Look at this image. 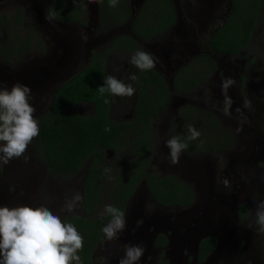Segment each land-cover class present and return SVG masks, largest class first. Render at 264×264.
Returning <instances> with one entry per match:
<instances>
[{"label": "trees", "instance_id": "16d2710c", "mask_svg": "<svg viewBox=\"0 0 264 264\" xmlns=\"http://www.w3.org/2000/svg\"><path fill=\"white\" fill-rule=\"evenodd\" d=\"M185 1L195 4V0ZM261 4L262 0H230L226 20L205 36L208 51L216 55L243 57L248 61L246 54L252 32L258 27ZM26 11L27 6L20 4L13 12L0 14V61H19L22 56L25 58L31 54L33 48H39L40 52L44 50L43 42L37 37V29L30 26L32 21H28ZM49 13H55L54 20L58 23H77L89 28L84 0H54L47 10ZM216 13L217 7H214L212 14ZM96 14L98 29L94 34H106L129 21L128 0H119L116 7H110L109 0H97ZM175 20L172 0H145L130 27V33L136 40L129 35H121L106 47L96 45L91 50L87 66L64 82L50 102L41 97L47 102V107L36 117L39 135L28 147L35 159L44 165L47 174L61 180L80 179V188H76L79 193L81 191L80 200L75 202L80 213L58 215L63 222L73 224L83 236V249L78 253L80 264L92 263V256L105 238L102 229L111 216L104 214V209L100 214V206L112 205L125 213L143 181L157 206L183 208L195 200L192 188L178 175L149 170L156 158L154 124L173 95H188L208 79L215 68L212 56L201 48L200 53L174 74L172 89L155 68L147 71L137 69L136 80H142V85L136 82L134 116L126 121L109 116L114 96L107 91L104 94L99 92L105 78L112 75L111 61L125 57V52L134 54L141 51L137 42L162 43L165 32L170 30ZM201 35L197 33L199 43ZM38 97L32 95L30 102L33 104ZM83 102L92 105V112L81 114L70 109L75 103ZM174 113L170 134L188 144L183 153H215L231 146L230 132L212 112L184 102ZM189 127L201 135L188 140ZM108 156L110 159L106 160ZM87 160L86 172L81 175L79 173ZM166 241V236L159 234L155 246H164ZM214 245L215 239L211 237L201 241L200 262ZM163 256L161 252L158 264H166Z\"/></svg>", "mask_w": 264, "mask_h": 264}, {"label": "flooded vegetation", "instance_id": "af4514ba", "mask_svg": "<svg viewBox=\"0 0 264 264\" xmlns=\"http://www.w3.org/2000/svg\"><path fill=\"white\" fill-rule=\"evenodd\" d=\"M40 1L45 2L43 3V9H36L37 13L33 10H31V13H28L26 11V15L29 14L34 21H38L40 24V29H38L37 31L42 35L43 39L41 38V41L43 42L44 50L40 52L39 48H34L40 54L39 58L35 57L33 60L27 62H24L22 60L18 62L14 61V59L12 60L13 62L10 63L0 61V81L3 82L4 87H7L9 89L13 84L17 83L15 81L16 78L14 77L15 74L22 73L23 75H25L26 70L28 71L29 69L27 68L29 63L39 64L41 66L48 65V67L53 66L50 68L52 69V72L56 74V76H54L52 79H49V81L46 82L45 85L41 87V89H34L33 87L27 85L31 89L33 96H39L37 99V103H33V106L36 108L35 117L41 115L44 112L43 111L39 113L37 110V107H41L38 104L40 103V98L45 97L47 98L48 102H50L57 89L64 82L70 80L74 75H76L84 67L87 66L91 58V50L89 48L91 46L93 47L101 44L103 40L106 39L94 38V36L82 33V30L85 31L87 29L85 25L79 26L77 23L62 24L56 22L54 19H46V16L48 15L47 10L53 2L48 5V3H46V0ZM135 1L137 0H131L128 2V5L130 7V16L132 9L136 13V15L139 10V8L137 9L134 5L136 3ZM207 1L208 0H195V4L193 5L190 1H185L184 4L182 3L184 14H182L180 11V19L176 18V20L181 21V24H178L175 20L174 24L172 25V27L175 24H178L182 27L185 26L188 29L187 32L191 30L190 36L189 34L187 35V39L189 37L191 40L190 42L195 46L201 45V42L199 43V41L196 39L197 33H202L203 29L202 34L207 36L209 33H211V31H213L216 27L223 23L228 15V10H226V8L230 5L229 0H215L216 3H214V7H217V13L219 15L212 14V11L214 9V7H212L211 12L207 14L209 15V20L206 21L208 19L207 16L206 19L203 20L204 16H201L202 14L200 15L199 10L204 4L207 6ZM26 2V0H21L20 4L26 5ZM173 6L174 8L176 7L179 10L177 5L173 4ZM94 22H97L96 16L95 19H93V23ZM208 22H210V28L208 31H206ZM69 26L73 28L71 29L69 28ZM124 26L125 25L109 31L107 35L112 34V36L108 39L113 40L115 37H119L121 35H129L131 36V38H133L131 34L126 32ZM168 32L169 31L165 32L164 34L165 39L162 41V48L153 49L149 47L150 49H147L148 47L146 48V46H149L147 45V43L144 44L136 41L137 44L141 45L140 48L142 51L151 53L153 57L156 58V61L159 60L164 64V66H166L165 60L167 61V63H169V60L173 61L174 58H176L174 54H171V56L169 55L167 58L163 57L166 53L164 50L166 49L165 42L168 40ZM204 44H206V40H204ZM201 48L204 51L203 46H200V49ZM69 49L71 50V53ZM200 52L201 50L198 53ZM207 53L212 56L215 62V68L212 71L211 75L208 77V79L200 83V85L196 86V90L194 92H191L185 96L173 95L170 99L169 104L166 106L161 115L165 114L169 110L170 106L175 100L180 103L188 102L197 107H201L207 111L212 112L224 128H226V124L235 125V130L237 132L241 130V132L243 131L246 134V141L245 143H243V150L238 148L243 145L240 143V146H238L236 150H234L230 154L225 155L222 158L223 160H225L226 166H222L217 171L219 179L227 180L228 184L226 185L225 183H219L216 186L214 183L212 188L209 189L210 191H212L211 197L206 193H202L200 191V194H202V199L199 201V204L196 205L198 206L199 213H196L194 216L177 214L175 217V221L171 222L173 226L166 225L167 221L161 222L165 226L160 225V232L153 222L152 224L148 223V219L153 218L154 220L159 221L158 218L152 216L148 219H144L141 212H139L135 216V220L131 222L129 230L125 229L122 232H119L117 239L114 238L112 240H108L105 237L102 243L99 244V246H102V250H104L106 246L105 249L107 250V252L111 249L115 250L114 253L108 252L105 254H103V251L101 250V252L99 253L100 255H102L101 264H120L121 259H123L125 256L126 249L130 246H138L143 249V254L137 264H158V259L161 252L164 255L162 259L166 260V264H171L168 258L167 251L169 249L167 244L168 236L172 233V231L176 232L178 235L186 233L190 230H195L198 227V229L194 231V233H196L195 235H198V232L201 231H203L202 234H207L204 235V237L200 240V243L202 240L211 237L215 239L216 245L217 238L212 235V230L213 228H215V230H218V228L221 226V224L219 223V216L222 210H224L232 200H236V197L238 199V201L235 202V206L238 212V234L234 237L233 245H231V247L228 249L229 252L226 251L227 253H225L224 258L229 260V264H256L255 259H251L250 254L252 244L251 239L253 235V237H256V239L258 240V245L256 247L259 250L258 257L261 258L262 262L257 264H264V239L261 238L259 240L257 238L258 236H256V230L257 228H260L256 219L258 204L264 202L263 197H260L263 195V193L261 192V187L264 185V0H262L260 13L258 16V27L254 32H252V35L250 37L249 50L246 54V58L248 61H246L243 57L216 55L211 54L210 52ZM197 54H195L194 56H196ZM132 55V53L125 52V57L117 58L116 60H114L110 68L112 73L111 76L122 80L126 84H131L134 88V94L130 97L114 96V101L111 103L109 109V116L115 120L126 121L134 116V107L136 101L135 86L136 82H139V84L142 85V80L133 81L129 78L130 74L135 75L137 70V68L129 62ZM62 57H68L69 61L65 65L59 66L58 60ZM22 59H24V56ZM186 63L187 62L181 64L180 67ZM156 65L157 62L155 64V67L157 68ZM260 65L263 67V72L252 73L251 79L248 77V80H246L245 74H249L253 69H256L257 66ZM256 71L257 70H255L254 72ZM226 79H231L234 82L230 87L227 88L226 94L231 98L232 101L227 113L225 112V95L222 91V84ZM78 106H80L79 108L81 109H73V107ZM83 106L87 107V110H90V112H92V105L85 102L75 103L74 105L70 106V109L81 114H86V112L88 111H81ZM46 107L47 105L45 104L43 108H45L46 110ZM166 126L169 128V131H167L169 139L171 138L170 132L172 131L170 116L169 122L164 125L165 130ZM226 129L230 132L232 139H234L233 132L228 128ZM156 144L157 143L154 138V147L156 146ZM232 145L233 140L231 146L228 147V149L218 152L217 159L220 154L224 155V152H228L232 148ZM164 151L166 152H164L160 156L162 158L168 159L169 164V160L171 159L170 150L166 146V149ZM210 154L211 153L189 155L182 152L179 157V159H181L179 164L180 173L177 174L174 172H168V174H174L178 176L184 175L180 177L184 181L187 180L186 177H188L189 179L191 175L197 177L198 180H205L206 175L215 173L214 169L211 168V166L209 167L206 161L197 160L194 162L193 159L201 157L206 158ZM154 157H157L156 150L154 153ZM109 159L108 157L106 158V160ZM248 162H250V164ZM88 163L89 160L85 162L83 170L79 174H85ZM235 164H241L244 166L240 167V169H235ZM155 165L156 163L153 164V167ZM153 167L149 170L153 171ZM247 177H249L253 183L251 186L243 184ZM193 179L194 178H192V180ZM235 183L240 186L239 189L234 188ZM256 184H258V186H256ZM228 185H231V187ZM140 188L147 193L149 198L155 204L154 199L146 191V187L144 188L142 184L139 187L138 191H136V193H139V191L141 190ZM192 190L194 193V199H196V197H198L197 193L195 192V189ZM255 202L257 203V205H255ZM28 204H30V202H28ZM192 204L183 208L191 207ZM128 207L129 206H127L125 210V218L127 215ZM157 207L164 208L160 206ZM206 227L209 229H207ZM242 230H244V232ZM159 234H164L167 241L164 246L156 247L155 240ZM149 236H151V238L148 241ZM215 245L213 249L206 255V257H210L215 249ZM244 250L246 252H244ZM184 251L185 256L183 257L186 260V264H203L204 260L206 259L205 258L202 262L198 260L199 247L196 258L194 253H190L191 251ZM186 253L190 255V258ZM95 256V254L92 256L91 264H96L95 261H97V259H95ZM212 257L213 256H211L210 259H214V257ZM220 259V257H217V259L214 260L219 264Z\"/></svg>", "mask_w": 264, "mask_h": 264}, {"label": "clouds", "instance_id": "9594fccd", "mask_svg": "<svg viewBox=\"0 0 264 264\" xmlns=\"http://www.w3.org/2000/svg\"><path fill=\"white\" fill-rule=\"evenodd\" d=\"M118 2L109 0V5L116 7ZM54 18L55 13L46 16L49 20ZM129 62L140 71L157 69L156 58L145 51L135 52ZM129 78L136 80L134 74H130ZM233 83L231 79H226L222 84L226 113L232 103L226 94L227 88ZM106 91L120 97L134 94L131 84L111 75L105 78L104 86L99 87L101 94ZM31 99L32 92L28 86L17 82L9 89L0 81V164L24 156L28 145L39 135L36 108L30 102ZM188 131V140H195L201 135L193 127H189ZM165 144L170 150L171 163H179V157L188 144L175 136L166 140ZM224 183L227 185L228 181ZM79 200L80 196L76 195L73 201L66 204L67 210L72 211ZM104 214L111 216V220L102 231L108 240H112L125 228V213L112 205H106ZM256 219L264 230V202L258 204ZM83 243V236L76 227L63 222L47 207L0 206V264H80L78 253L83 249ZM142 254L141 247L130 246L120 264H137Z\"/></svg>", "mask_w": 264, "mask_h": 264}, {"label": "rangeland", "instance_id": "374dc122", "mask_svg": "<svg viewBox=\"0 0 264 264\" xmlns=\"http://www.w3.org/2000/svg\"><path fill=\"white\" fill-rule=\"evenodd\" d=\"M26 1H27L26 6L28 7V10H27L28 13H31V10H33L34 12L37 13L36 9L39 10V8L43 7V3H45V2H41L40 0H26ZM129 1H131V0H128V2ZM20 2H21V0H0V14L13 12L17 7L20 6ZM47 2H48V0H46V3ZM88 3L89 2L87 1V4ZM182 3L184 4L185 0H176V5L178 6L179 11H181V13L184 14ZM214 3H216L215 0L210 1L211 8L214 7ZM44 7H45V5H44ZM87 7H86V10H87L86 16H87V22L89 24V28H87L88 30L87 29L85 30V33L89 34L91 36H94V38H101V39L106 38L103 40V42L101 44H99L97 46H101L100 48L108 46V44L112 41V40H109L108 38H110L112 36V34H109V35H107V33L106 34L99 33L98 35L94 34L96 32V30L98 29L96 27V26H98V23L97 22L93 23V20H91V18L95 19L94 9L92 8L93 6L88 5ZM132 7H133V5H132ZM205 7L207 8L208 6H206L204 4L201 7V9H203ZM226 10L230 11V8L227 7ZM202 14L204 16L203 20L206 19V16L207 17L209 16L207 14L204 15L205 13H202ZM216 14H218V13H216ZM95 15L97 16V14H95ZM200 15H201V12H200ZM88 16H89V18H88ZM26 17H27L28 21L29 20L32 21V22H30V26H34L37 30L40 29V24L38 21L31 20L33 18L29 14H27ZM208 20H209V17L206 21H208ZM26 24H27V22H26ZM93 24H94V26H93ZM209 25H210V22L207 23L206 31L209 30V28H210ZM69 28L72 29L73 27L69 26ZM202 33H203V29H202ZM40 35H41L40 32H38L37 37H38V39L42 40L43 39L42 35L41 36ZM105 35H106V37H105ZM196 39H198V38L196 37ZM204 40H205V35L202 34L200 42L203 44ZM158 42H161V39L158 40ZM148 45L149 46H146V48L148 47L147 49L162 48V43H156V44L150 43ZM140 46L141 45H138L139 48H140ZM93 47H96V46H93ZM93 47H92V49H93ZM58 51H59V49H58ZM39 55L40 54L36 51V49H34L33 52H31V54H29L24 59H22L23 56L21 58H19V61L20 60H22L24 62L31 61L35 57L39 58ZM110 63H111V65H110V68H111L113 63H112V61ZM165 63H166V66H164L163 63H161L159 60H157V65H156L157 69L160 70L161 72H165L167 69H169L173 66V63L170 60H169V63H167V61L165 60ZM255 70H257V71L254 72ZM262 70H263V67L261 65L257 66V68L253 69L249 74L248 73L245 74L246 80H248V77L251 79L252 73H262L263 72ZM37 101H35V102L37 103ZM39 102L40 103H38V104L41 107H37V110L39 113H41L45 110V108H43V107L45 104L47 105V102L44 101L42 98H40ZM182 103H184V102L180 103L177 100L173 101V104L170 106L169 110L165 114L159 116L155 120L154 138H155L156 143H157L155 146L156 155L159 153H160V155H162L164 152H166L164 150L166 149L165 142H166V140H168V132L167 131H169V128L166 126V130H165L164 125L167 122H169V116L172 118L175 115V113H174L175 110L177 109L178 105H181ZM79 107L80 106L73 107V109H77ZM79 109H81V108H79ZM85 110L88 111V112H86V114H88L90 112V110H87V107L83 106L81 111H85ZM118 117H122V116H118ZM226 128L230 129L234 134L233 145H232V148L228 152H224V155L220 154L218 159H217L218 152L211 153L206 158H204V157L195 158V159L192 158L194 162L197 160L198 161H206V163L209 165V167L211 166V168H213L214 172H215V173L206 175L205 176L206 179L205 180L202 179V181L198 180L197 177H195L194 175L190 176V178H189L190 180L188 179V177L185 176L187 179V180L185 179L187 181V182L186 181L185 182L187 184H189L192 189H195V192L197 193V196H198V197H196L192 206L188 207V208H182V209H179V208H158L152 202V200L149 198L147 193L145 191H143V189L140 188L141 190L139 191V193H136V195L131 200V203L128 205L129 207L127 209V215L125 218L126 225H125L124 230L125 229L129 230L131 222L133 220H135V216L139 212H141V214L143 215V218H150L152 216H155L156 218L159 219V221H164V222L167 221L166 225H170V226H173L171 224V222L175 221V217L177 214H185V215L194 216L196 213H199L198 206H196V205L199 204V201L202 199L201 198L202 194H200V191L202 193H206L208 196L211 197L212 191H210L209 189L212 188L213 184L215 183L216 186L219 183L224 184L225 180L219 179V177L217 175V171L222 166H226L225 160H223L222 158L225 155L230 154L231 152L236 150L237 147L240 146V143L243 144L246 141L245 140L246 134L243 131L241 132V130H239L237 132L235 130V125L226 124ZM243 147H244V144L238 148L243 150ZM221 155H223V156H221ZM109 158L110 157L108 156V159ZM165 160H166V162H165ZM180 161H181V159H179V163L172 164L171 159H170L169 164H168V159H165V158H162L161 156H158V157H156V160H155L156 165L153 167L152 170L155 172L158 171L160 174H165V173L168 174V172H174V173L179 174L180 173L179 172ZM248 163L250 164V162H248ZM235 165H236L235 169H240V167L244 166L241 164H235ZM1 168H2V170L0 172V206H5V205L9 206V207H15L17 205H29L31 207L44 206V207L49 208L56 215H60L61 213L64 214L67 212L80 213V210L77 207V205L74 206L72 211H68L66 208V204L68 202L73 201V198L76 195L80 194L79 189L76 190V188H80V183H79L80 179L75 177L73 179L61 180V179H58L54 176L47 174V172L44 168V165L41 162H39L37 159H35V156H34L31 148L28 147L24 156H22L18 159H12L7 164H1ZM181 176H184V175H181ZM181 176H179V177H181ZM192 178H194V179L192 180ZM243 184H247V185L251 186L253 183L250 180V178L247 177ZM53 185H55L56 187H54ZM228 186L231 187V185H228ZM256 186H258V184H256ZM239 187L240 186L237 185V183H235L234 188L239 189ZM261 192L263 193V195L260 197H263V200H264V185L261 187ZM28 202H30V204H28ZM77 202H79V201H77ZM255 205H257L256 202H255ZM100 207L101 208H100L99 213L102 211V209H104L103 205H101ZM247 227H248V225H247ZM181 231H183V230H181ZM242 231L244 232V230H242ZM256 236H258L257 238L259 240L261 238L264 239V230H262L261 228H257ZM116 239H117V237H116ZM248 241H250V240H248ZM251 243H252L251 249H250L251 259H255L256 264L262 263L261 258L258 257L259 250L256 247L258 245V240L256 239V237H253V235H252ZM105 248H106V246H105ZM105 248H104V250H102L103 249L102 246H99V248H97L96 252L94 253L96 255L95 259H97V261H98V263H97V261H95L96 264L102 263L101 262L102 255L99 254L101 252V250L103 251V254L108 253V252H111V253L115 252L114 249L108 250V252H107V250ZM188 257L190 258V255H188Z\"/></svg>", "mask_w": 264, "mask_h": 264}, {"label": "water", "instance_id": "95a60500", "mask_svg": "<svg viewBox=\"0 0 264 264\" xmlns=\"http://www.w3.org/2000/svg\"><path fill=\"white\" fill-rule=\"evenodd\" d=\"M87 1L89 2L87 4ZM84 0L85 6L87 7L88 5L93 6L92 8L94 9V17L96 16V1L97 0ZM145 0H137L135 1L136 3L134 4L135 7L138 9L142 6ZM210 1H207V8H200V12L209 14L211 12V5ZM53 0H48V5L51 4ZM173 4L176 5V0H172ZM230 3V0H229ZM212 4V3H211ZM88 8V7H87ZM204 10V11H203ZM175 12H176V18L180 19V11L175 7ZM136 13L132 9L131 11V16L129 21L125 24L124 29L126 30L127 33H130V27H131V22L135 18ZM203 16V14H202ZM94 19V18H93ZM91 18V20H93ZM178 24H181V21L176 20ZM178 24H175L168 32V40L165 42V47L166 49L164 50L166 53L164 54V58H167L169 55L174 54L176 58L172 61L173 66L169 69H167L165 72H161L158 70L161 74H163L164 79L166 80L168 86L170 89H172V82H173V77L174 73L180 68V65L187 62L190 58H192L195 54H197L201 49L200 46H195L193 45L190 41V38L187 35L189 34L190 36V31L187 32V27L185 26H180ZM187 32V34H186ZM132 35V34H131ZM133 36V35H132ZM145 44V43H144ZM148 45V44H147ZM204 51L209 52L207 49V45H203ZM90 50L92 49V46L89 48ZM70 53L71 50L69 49ZM179 56V58H178ZM69 58L68 57H62L58 60V65L62 66L68 63ZM53 67V66H50ZM47 66H41L39 64H28V71L26 70L25 75L22 73H17L15 74V81L19 82L24 85H28L30 87H33L34 89H41L43 85H45L46 82L49 81V79H52L56 74L52 72V69ZM142 186L145 188V182H142ZM142 188V187H141ZM146 191L149 193V191L146 189ZM238 201L237 197L236 200H232L231 203L224 209L222 210L220 216H219V223L221 226L218 228V230H215L213 228L212 230V235L217 238L215 249L210 255L214 257V259H217V257H220L219 264H229V260L225 259V253L228 251V249L233 245L234 237L238 234V229H237V222H238V212L235 206V202ZM146 219V218H144ZM148 219V218H147ZM152 222L157 226V229L159 232L161 231L160 225L165 226L161 222L164 221H157L154 220L153 218L148 219V223ZM204 228V227H203ZM207 228V227H206ZM198 227L195 230H190L186 233L178 234L174 231L168 236V258L171 264H186V260L183 256H185V251H191L190 253L196 254L198 252V247L200 240L204 237V235L207 234H202L203 231L198 232V235H195L194 231H196ZM205 229V228H204ZM209 229V228H207ZM176 233V234H175ZM151 238V236L148 237V241ZM229 252V251H228ZM244 252H246L244 250ZM243 253V252H242ZM187 254V253H186ZM189 255V254H187ZM209 256L206 257L204 260L203 264H218L214 259H210ZM212 257V258H213ZM195 262V261H193ZM240 264V263H238Z\"/></svg>", "mask_w": 264, "mask_h": 264}]
</instances>
